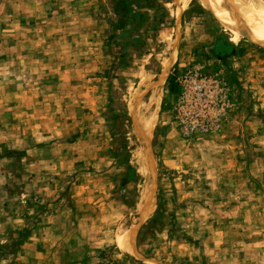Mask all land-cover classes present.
<instances>
[{
    "label": "rangeland",
    "instance_id": "374dc122",
    "mask_svg": "<svg viewBox=\"0 0 264 264\" xmlns=\"http://www.w3.org/2000/svg\"><path fill=\"white\" fill-rule=\"evenodd\" d=\"M0 264H264V46L205 0H0Z\"/></svg>",
    "mask_w": 264,
    "mask_h": 264
},
{
    "label": "bare ground",
    "instance_id": "6f19581e",
    "mask_svg": "<svg viewBox=\"0 0 264 264\" xmlns=\"http://www.w3.org/2000/svg\"><path fill=\"white\" fill-rule=\"evenodd\" d=\"M209 9L214 12L215 17L219 22L235 36L245 37L248 40L264 46V0H205ZM178 43L175 44L169 61L160 75L158 81H147V89H152L153 93L149 103L143 102L144 92H138L134 98L133 106L136 102L138 113L139 133L148 142L155 128L157 121L158 110L160 109V99L163 91V85L166 81L170 70L177 61ZM154 82V83H153ZM144 91V90H143ZM155 110L152 118H147L145 110L150 108ZM143 108V109H142ZM143 110L140 113V110ZM138 116V114H137ZM148 150V158L151 156V144H146ZM152 168V178H150L149 185L144 195V206L146 211L150 213L153 211L155 203V174L156 165L150 163ZM142 207V206H141ZM147 216V215H146ZM122 247L133 249L130 244V233L125 237L119 239Z\"/></svg>",
    "mask_w": 264,
    "mask_h": 264
}]
</instances>
